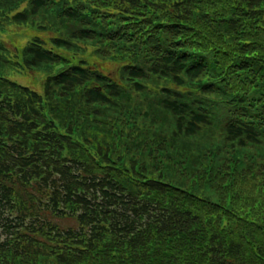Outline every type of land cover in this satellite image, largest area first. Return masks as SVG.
I'll use <instances>...</instances> for the list:
<instances>
[{"label":"trees","instance_id":"16d2710c","mask_svg":"<svg viewBox=\"0 0 264 264\" xmlns=\"http://www.w3.org/2000/svg\"><path fill=\"white\" fill-rule=\"evenodd\" d=\"M9 16H46L19 66H63L38 91L4 75L0 44V264H264V152L247 151L264 147V0H25ZM51 17L65 33L46 39ZM217 118L211 155L191 150ZM206 183L218 201L190 190Z\"/></svg>","mask_w":264,"mask_h":264},{"label":"rangeland","instance_id":"374dc122","mask_svg":"<svg viewBox=\"0 0 264 264\" xmlns=\"http://www.w3.org/2000/svg\"><path fill=\"white\" fill-rule=\"evenodd\" d=\"M24 5H25V0H19V1L14 2L12 5L1 9L3 14L0 16V44H2L3 47L5 48L4 56L6 59L4 66L2 67V72L4 73V75L7 74L11 79L17 81L18 83L27 85L30 88L36 89L38 91H41V90L43 91L44 89L43 82L46 79V77L49 74H52L58 71L63 66V64H55L52 66H41V67L36 68L33 71L24 69L22 68V66H19L18 63L21 62V56L19 55L21 54L20 51L31 41L32 36L35 34V31H36L35 25L37 26L38 23H44L45 21L44 18L46 17V16L44 18L35 17L33 20L29 21V23L15 24L14 22L11 21V19L9 18L10 17L9 15L12 14L14 11H17L23 8ZM50 22L53 25L52 27L48 28L47 31L39 32L42 37L48 39L49 37L56 34L57 32H55V30L58 26H59L58 31L65 33V27L60 25L61 23H59L56 19L51 17ZM94 46L95 44H93V46L91 45V47L89 48L91 52L95 48ZM16 54L18 55L17 58H15ZM89 54L90 52H88L87 50V57L93 59L94 62L98 61L97 57L95 58L93 56H89ZM14 59L17 61L15 64H13ZM116 60L114 61L99 60L98 69L102 70L104 73L108 75H110V73H115L118 71L119 66L121 64L118 60L117 61ZM214 110L217 114H221L224 111L221 103L215 104ZM222 115H220V117ZM219 118H217V120L214 121L213 127L206 128V130L208 131H205V129H203L200 135L198 134L193 137L184 138L185 143L190 145L191 150L197 149L196 146H202L203 148L208 149L207 156L211 153L210 150H212L213 147H216L215 144H217L216 143L217 139H214L213 137L214 135L213 136L210 135V132L215 133L216 135L217 133L220 132L221 130L220 126L217 125V121ZM147 120L150 122V125L154 126L155 130H159L158 127H160L161 123L162 124L168 123L167 120H163L161 121V123H159V121L152 122V119L150 118ZM174 150L176 151L177 148H175ZM247 151L249 153L252 151L257 152V153H262L264 152V147L257 146L255 148L248 149ZM235 155L237 154L235 153ZM169 170L171 171V173L169 172ZM181 170H183L182 166H181ZM164 171L167 177L169 175L177 179L178 176L174 175L173 168H171V166L168 167V170L165 169ZM187 172L191 173L194 171L189 169L187 170ZM187 176L191 177L190 175H187ZM190 190L194 194L208 198L211 201L216 202L219 200V192L215 190L213 185L209 183H206L205 186L203 187H200L199 184L192 185Z\"/></svg>","mask_w":264,"mask_h":264}]
</instances>
